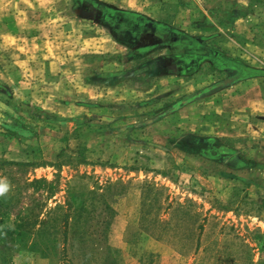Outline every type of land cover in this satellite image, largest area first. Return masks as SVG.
<instances>
[{"label":"rangeland","instance_id":"1","mask_svg":"<svg viewBox=\"0 0 264 264\" xmlns=\"http://www.w3.org/2000/svg\"><path fill=\"white\" fill-rule=\"evenodd\" d=\"M105 1L148 18L0 0L1 252L11 264H264V0ZM27 216L49 235L17 242ZM188 228L196 253L176 236Z\"/></svg>","mask_w":264,"mask_h":264},{"label":"trees","instance_id":"2","mask_svg":"<svg viewBox=\"0 0 264 264\" xmlns=\"http://www.w3.org/2000/svg\"><path fill=\"white\" fill-rule=\"evenodd\" d=\"M41 181L39 180H34L30 183L33 184H37L40 183ZM43 184L45 186H47V188H49V184H47V182L42 181ZM0 203L1 208H6V206ZM55 210L56 209H61L60 206L55 205ZM70 207V206H69ZM80 211L83 209L82 207L78 208ZM4 211V210H3ZM49 212H51V210H49L48 212H45V214H49ZM8 212L5 211L3 212V214H1V216H7ZM41 216H43V214H40ZM36 216H34L35 218ZM40 217V216H39ZM38 217V218H39ZM68 214L65 213L61 216V220L60 222L62 223L63 226V232H62V236H63V240L65 241L68 237V232L66 231V225H67V220H68ZM32 217L31 216H27L25 217V220L22 218V220H20L16 225V228L14 229V231L11 232V235H13V237H15L16 241L19 243H25L26 237L29 238L30 235H33L37 240H41V238L45 235L48 234L49 232L47 231V228L44 227V221L42 220V218H40L39 220L35 219V220H31ZM22 221V222H21ZM54 221V220H52ZM165 229H163L164 231ZM5 233H7L8 231H4ZM3 232V233H4ZM9 235V232L7 233ZM49 235V234H48ZM176 236H178L179 240H181V242H183V246L185 247V245L189 246L190 252L193 251V253H196L199 249V242H198V238L195 236L193 228H188L183 232H180V234H176ZM14 239V240H15ZM34 242L32 247H37L39 244H37V242ZM194 241V242H193ZM193 242V243H192ZM51 243H54V238H52ZM45 249H54V248H50L49 246H45ZM109 249V248H108ZM36 250H39L38 248H36ZM64 252V249H62ZM181 252V250H178V252ZM204 251V250H202ZM108 253V252H107ZM0 264H11V262L9 261V257L7 258V256H5L1 250H0ZM108 264H117L116 261L114 259H111L109 261Z\"/></svg>","mask_w":264,"mask_h":264},{"label":"crops","instance_id":"3","mask_svg":"<svg viewBox=\"0 0 264 264\" xmlns=\"http://www.w3.org/2000/svg\"><path fill=\"white\" fill-rule=\"evenodd\" d=\"M90 2H94L95 4V7H97L98 9H100V13H101V23H105V24H108L107 22H105L106 20V16L103 14V9H109V10H112L114 13H118V14H121L124 18L125 17H128L130 19H134V18H137V17H145V18H148L147 16H145V14L141 13L140 11L138 10H130V8H123L121 6H113V5H110V3L106 2L105 0H90ZM89 3V1H88ZM90 8V7H89ZM150 19V18H149ZM135 20V19H134ZM122 22V21H121ZM133 24L132 25H129V23L125 26L124 25V29H123V33H121V35L119 36H116L115 38L118 40V42H123V43H126V39H128L129 37H134L136 35V32L138 31V28L136 26V23L135 21L132 22ZM118 24V22H117ZM123 24V23H122ZM119 25V24H118ZM129 25V26H128ZM205 51L203 50H197L196 52H193L195 56H197L199 53H204ZM192 54V56H194ZM166 57H173L172 55L171 56H166ZM166 60H168L166 58ZM159 65V66H158ZM172 65L171 63V60L169 61V64L167 63L166 65H163V66H160V64H156L155 63V67H160V68H164V66L166 67H170ZM172 67V66H171ZM175 70L173 71L175 74H178V69L174 68ZM169 71V70H168ZM187 71L184 69L183 71H181L182 74L186 73ZM242 78V77H241ZM247 78H245L246 80ZM234 81H232L233 83ZM248 83L247 81H244V79L239 82L238 84H242V83ZM246 83L241 86V87H244L246 85ZM228 84V83H226ZM230 84V83H229ZM222 86H225V85H222ZM246 87V86H245ZM258 102H260V105H264V99H257ZM258 102L256 104H258ZM254 103V105H256ZM247 105V104H246ZM248 105H251V104H248ZM253 105V104H252ZM259 105V104H258ZM262 115V114H261Z\"/></svg>","mask_w":264,"mask_h":264},{"label":"clouds","instance_id":"4","mask_svg":"<svg viewBox=\"0 0 264 264\" xmlns=\"http://www.w3.org/2000/svg\"><path fill=\"white\" fill-rule=\"evenodd\" d=\"M4 187L6 186H0V193H2V191L4 190Z\"/></svg>","mask_w":264,"mask_h":264}]
</instances>
